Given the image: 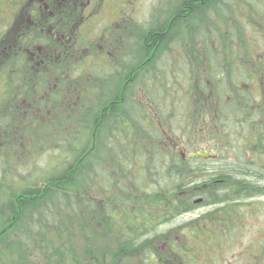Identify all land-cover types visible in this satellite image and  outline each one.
Returning a JSON list of instances; mask_svg holds the SVG:
<instances>
[{"label": "trees", "instance_id": "obj_1", "mask_svg": "<svg viewBox=\"0 0 264 264\" xmlns=\"http://www.w3.org/2000/svg\"><path fill=\"white\" fill-rule=\"evenodd\" d=\"M166 3L113 57L47 63L48 94L32 92L34 106L14 104L29 65L0 79V264H162V238L176 263L200 264L201 252L167 238L174 227H157L202 199L219 208L187 222L188 234L222 239L229 211L264 195V162L245 156L264 155V35L244 36L264 28V0ZM23 136L33 140L20 147ZM230 148L238 162L222 163ZM203 149L217 156H188ZM102 231L114 242L89 245Z\"/></svg>", "mask_w": 264, "mask_h": 264}, {"label": "rangeland", "instance_id": "obj_2", "mask_svg": "<svg viewBox=\"0 0 264 264\" xmlns=\"http://www.w3.org/2000/svg\"><path fill=\"white\" fill-rule=\"evenodd\" d=\"M163 1L162 8L165 9V11L169 7L165 0H102L99 6V11L96 14H93L90 16L89 20H93L96 22V26L94 27L93 32L92 28H88L90 31H87L86 29H83V33L85 35L91 36L94 34L93 38H96L97 43L95 45H89V48H83V56L88 61L87 64L92 62V60L88 59V56L93 57L95 53L102 52V50L105 48L108 42H110V33L109 32H102L103 30L107 29L105 26H118L124 22H128L129 27V33L128 37L130 36H139L140 32L145 33L146 29L150 30L153 25H151V20L154 18L151 16L152 12L154 11V8L160 6V2ZM71 0H68L67 3H70ZM96 2H94L95 4ZM124 3L127 4V7L132 10V12L127 15V18L121 17L117 10V4L119 6H122ZM91 0L88 2V4L84 5V15H87L93 11ZM93 4V2H92ZM164 12V11H163ZM247 12V11H246ZM254 14V17L257 15V13L254 11L252 12ZM243 15L247 16L246 13ZM14 17V0H0V41L2 38H4L3 41L0 42V79H4L7 76H9L11 73L14 72V64L13 59L14 57V26L12 27V21ZM244 17V16H243ZM224 19V18H223ZM87 20V22L89 21ZM255 21V18L254 20ZM256 22V21H255ZM139 26V28H137ZM12 27V28H11ZM247 30L244 32V36L248 39L251 38L252 40L256 41V39H259V34L264 35V28L262 29L259 27V30L256 31L252 29L251 27H246ZM63 32V31H62ZM250 34V36L248 34ZM240 39H242V32H239ZM192 36L185 37L184 39H191ZM112 39V38H111ZM112 42L114 43V40L112 39ZM261 45V44H260ZM259 46V45H257ZM174 56V53H173ZM176 59H180V54L177 52L175 53ZM85 60H83L84 62ZM31 71L33 72L30 79L33 78L30 86L29 91L27 95L23 96L21 98V94H16L20 99L15 98V101L20 100L21 107L26 106L29 104V95L32 94V92L38 90V89H46L48 87L47 85V79L48 75L46 74H39L40 71V64H36L34 66L30 67ZM68 74V72L66 71ZM12 88H14V81L11 83ZM56 86V85H53ZM259 89V88H258ZM262 89V87H261ZM257 94H262V97L264 98V89L262 90V93L257 90ZM173 95H177L176 91ZM16 109V113L18 114V107H14ZM28 113L24 112L21 114L23 118H28ZM43 119V116H40ZM21 131V129H18ZM31 135L35 138L43 139L41 137V128H38L34 131V133L31 131ZM28 134V133H26ZM37 135V136H36ZM166 138L169 139L171 136H168L166 134ZM22 139H26L25 141L20 143V147H24L25 145H28L27 143H31L33 139H31L30 136H27ZM17 140V139H14ZM55 139H53V134L50 136V143L51 146L53 145V142ZM33 145V144H32ZM31 145V146H32ZM17 145L16 147H18ZM228 152L226 154H222L223 159L220 161L222 163H231L233 161L238 162V157L235 154L236 150L230 148L227 150ZM245 154V152H243ZM247 159L249 163L253 165V168H259L264 162V155L259 156L260 151H253L252 153L248 152L246 153ZM244 155H242L243 158ZM40 159V158H39ZM217 165V162H209V164L205 165L208 169H213L212 167H215ZM208 169H205L206 172H208ZM264 181V177H262ZM225 182V181H223ZM226 184V183H225ZM196 200V199H195ZM194 200V201H195ZM198 200V199H197ZM251 202L252 204H247ZM198 207L196 208V212H187L183 215H180L172 220H169L168 223H165L163 225H159L157 228L160 231L168 230L172 227H174V231H172L169 236L167 237L169 240L173 241L174 239L176 243L180 244V241L184 242L185 245H191L192 251H190V254H194V250L200 253L198 256V262L200 264H264V195L260 197H253V198H247L243 200L242 204H238L235 206L231 211V214H235V216L231 217L230 223L231 226H233L230 230L227 228V233L223 236L222 239L218 240H212V237H206L204 236V239L202 242H198L197 240H193L190 230L186 228V223L193 220L195 217L199 218L200 215L204 214V212L218 209L219 207L215 205L209 206V202L204 203L201 205L202 201H197ZM183 225V226H180ZM190 226V224L188 225ZM187 226V227H188ZM179 228V230L175 231L176 228ZM215 229L219 230L220 228L215 224ZM185 229V230H184ZM203 231L206 232V230L203 229ZM183 233V236H182ZM188 235V237L184 235ZM182 236V237H181ZM113 237L109 233H103L98 232L97 236L94 235L92 238H88L89 245L93 242L96 243V245L102 247L104 245V241L106 240L114 242L111 240ZM188 238V239H187ZM178 239V242H177ZM93 241V242H92ZM162 251L164 254H166L164 262L162 264H178L175 262L176 258H172L171 255H169L170 251V244L169 242H166L163 240L160 241ZM200 244H203L201 248H198ZM203 250V251H202ZM178 260V259H177ZM176 260V261H177Z\"/></svg>", "mask_w": 264, "mask_h": 264}, {"label": "flooded vegetation", "instance_id": "obj_3", "mask_svg": "<svg viewBox=\"0 0 264 264\" xmlns=\"http://www.w3.org/2000/svg\"><path fill=\"white\" fill-rule=\"evenodd\" d=\"M67 1L14 0V19L11 24L12 27L14 26V43L12 45L14 48V57H12L14 78L20 79L22 77L19 68L21 64L29 65L28 69L31 66L40 64L39 74L49 75L47 74V63L56 61L57 64H61L67 61V57L78 60L83 53L84 44L85 48L88 49L89 45L97 43L96 38H93L94 34L88 36L82 31L83 29L90 31L88 29L90 27L92 28L90 32H93L96 22L89 20V18L99 11L102 0H91L90 6L92 5V9H94L87 15H84V10L86 11L87 8L84 9L83 6L88 4L90 0H71L70 3H67ZM94 2L96 3L94 4ZM162 4L163 1L160 2V8H162ZM116 11H119L118 14L125 17L124 19L132 12L126 3L122 6L117 4ZM154 13H151L152 17L156 16ZM87 20L89 21L87 22ZM130 21L118 26H105L109 30L105 29L102 32L109 31L110 42L107 43L102 52L106 51L108 56L113 57L114 52L124 47L127 35L130 32V25H128ZM106 48L108 50H105ZM28 69H26V76L31 74ZM10 92L14 95L16 89L10 88ZM27 93L28 91H22L21 98ZM34 93L47 96L48 90L47 88L38 89ZM34 103L35 99L29 102L28 105L34 106Z\"/></svg>", "mask_w": 264, "mask_h": 264}, {"label": "water", "instance_id": "obj_4", "mask_svg": "<svg viewBox=\"0 0 264 264\" xmlns=\"http://www.w3.org/2000/svg\"><path fill=\"white\" fill-rule=\"evenodd\" d=\"M189 157H196V156H199V157H204V158H213V157H216V154L209 151V150H199V151H191L189 154ZM200 201H202V199H199ZM198 200V201H199Z\"/></svg>", "mask_w": 264, "mask_h": 264}]
</instances>
